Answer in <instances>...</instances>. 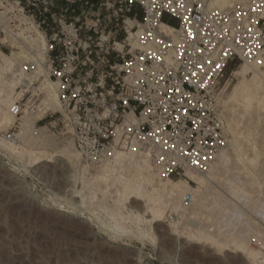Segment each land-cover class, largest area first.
Instances as JSON below:
<instances>
[{"label": "built area", "instance_id": "2783aa9c", "mask_svg": "<svg viewBox=\"0 0 264 264\" xmlns=\"http://www.w3.org/2000/svg\"><path fill=\"white\" fill-rule=\"evenodd\" d=\"M0 48L26 56L10 113L36 111L39 84H52L62 111L37 124L57 117L89 170L140 148L161 177L195 186L187 173L230 145L218 101L229 68L264 64V0H0ZM6 139L19 143L20 128Z\"/></svg>", "mask_w": 264, "mask_h": 264}, {"label": "bare ground", "instance_id": "6f19581e", "mask_svg": "<svg viewBox=\"0 0 264 264\" xmlns=\"http://www.w3.org/2000/svg\"><path fill=\"white\" fill-rule=\"evenodd\" d=\"M237 1L242 0H211V4L221 8ZM133 34L131 31V37ZM10 43L16 46L14 41ZM25 59L22 50L7 53L0 48V153L10 156V171L28 176L41 163L66 161L62 165L68 171L72 182L69 188L77 201L74 207L58 200L57 209L75 217L89 214L97 230L113 241H155L153 223L167 220L177 236L208 244L219 252L240 251L254 264H264V64L256 66L246 61L233 70L238 83L226 99H218L232 135L230 146L217 154L207 172L187 173L198 185L193 187L186 180L161 177L140 148L117 150L112 162L91 172L71 139L57 141L44 126L37 125L48 110L62 111L55 87L46 81L39 84L44 95L38 109L22 117L12 115L10 107L22 92L17 90L19 82L10 75L20 71ZM24 80L29 84L36 78L22 76L20 82ZM18 122L19 143L2 137L1 131ZM189 191L194 198L187 205ZM133 199L140 204L134 206ZM168 212L176 217L170 218ZM253 240L259 247L253 246ZM142 253L138 248V264Z\"/></svg>", "mask_w": 264, "mask_h": 264}, {"label": "rangeland", "instance_id": "374dc122", "mask_svg": "<svg viewBox=\"0 0 264 264\" xmlns=\"http://www.w3.org/2000/svg\"><path fill=\"white\" fill-rule=\"evenodd\" d=\"M233 69L234 66H231L226 75L228 79L226 95H229L234 85L238 83V78L230 76ZM42 98L43 96L40 101ZM226 98L227 96L224 97ZM57 119V117H48L37 125L44 126L48 135L60 141L67 135ZM18 124L19 122L1 131L2 137L6 138V134ZM230 138H232L231 133ZM256 138L259 140L257 136ZM8 156L4 152L0 153V264H138L135 260L138 248L143 251L139 264H251L252 262L240 251L219 252L208 244L177 236L171 231L167 220L156 222L158 224L153 223L155 241L151 238L145 242L133 240L128 244H124L123 240L113 241L102 230H97L96 223L90 221L89 214L75 217L57 209L56 203L59 204V201L63 204L65 202L67 204L68 201V205L74 207L77 201V198L73 197L72 189L69 188L72 182L69 181L68 171L62 165L66 161L61 159V162L54 160L51 163H41L27 176L17 175L8 169L10 158ZM82 163L85 164L83 160ZM259 174L260 172L257 171L258 178L261 177ZM180 179L174 178V180ZM261 179L262 177L260 181L263 182ZM197 186L195 183L193 187ZM133 201L134 206L140 204L135 199ZM172 214L168 212L167 216L174 219L176 215ZM252 243L253 246L259 247L255 240Z\"/></svg>", "mask_w": 264, "mask_h": 264}, {"label": "snow or ice", "instance_id": "6c2138e0", "mask_svg": "<svg viewBox=\"0 0 264 264\" xmlns=\"http://www.w3.org/2000/svg\"><path fill=\"white\" fill-rule=\"evenodd\" d=\"M129 2H131V0H129ZM180 7H183V5L181 4ZM227 55H228L227 52H224V53H223V56L226 57ZM215 67H216V68H220L221 65H220L219 63H217V64L215 65ZM177 90H178V89H177ZM124 103H127V101H124ZM185 111H187V110H185ZM177 119H179V117H177ZM193 163H198V161H193Z\"/></svg>", "mask_w": 264, "mask_h": 264}, {"label": "trees", "instance_id": "16d2710c", "mask_svg": "<svg viewBox=\"0 0 264 264\" xmlns=\"http://www.w3.org/2000/svg\"><path fill=\"white\" fill-rule=\"evenodd\" d=\"M165 20L168 21L167 18H165Z\"/></svg>", "mask_w": 264, "mask_h": 264}]
</instances>
